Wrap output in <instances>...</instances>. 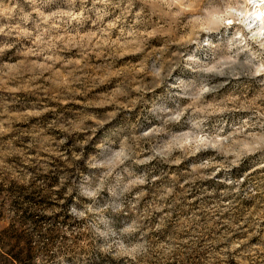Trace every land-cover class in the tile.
Wrapping results in <instances>:
<instances>
[{"label":"rangeland","instance_id":"374dc122","mask_svg":"<svg viewBox=\"0 0 264 264\" xmlns=\"http://www.w3.org/2000/svg\"><path fill=\"white\" fill-rule=\"evenodd\" d=\"M254 9L0 0V264H264Z\"/></svg>","mask_w":264,"mask_h":264},{"label":"bare ground","instance_id":"6f19581e","mask_svg":"<svg viewBox=\"0 0 264 264\" xmlns=\"http://www.w3.org/2000/svg\"><path fill=\"white\" fill-rule=\"evenodd\" d=\"M254 8V11L252 12V14H250V19L254 24V29L256 30L254 37L258 39L262 37V34H260V32L264 31V2H262V0H256Z\"/></svg>","mask_w":264,"mask_h":264},{"label":"trees","instance_id":"16d2710c","mask_svg":"<svg viewBox=\"0 0 264 264\" xmlns=\"http://www.w3.org/2000/svg\"><path fill=\"white\" fill-rule=\"evenodd\" d=\"M30 255V248H23L15 252V254H1L0 253V261H6L7 259H11V261L20 262L22 258H28ZM9 256V257H8Z\"/></svg>","mask_w":264,"mask_h":264},{"label":"snow or ice","instance_id":"6c2138e0","mask_svg":"<svg viewBox=\"0 0 264 264\" xmlns=\"http://www.w3.org/2000/svg\"><path fill=\"white\" fill-rule=\"evenodd\" d=\"M250 3L253 4V6L255 7V4H256V0H249ZM262 2H264V0H262ZM229 23H231V21H229Z\"/></svg>","mask_w":264,"mask_h":264}]
</instances>
